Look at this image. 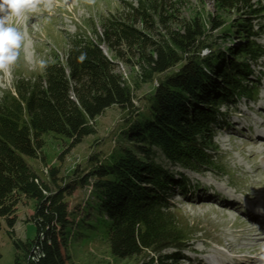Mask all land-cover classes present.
I'll list each match as a JSON object with an SVG mask.
<instances>
[{"label": "trees", "instance_id": "trees-1", "mask_svg": "<svg viewBox=\"0 0 264 264\" xmlns=\"http://www.w3.org/2000/svg\"><path fill=\"white\" fill-rule=\"evenodd\" d=\"M215 1L223 10L252 6L250 0ZM150 2L144 5H150L151 13L140 3L124 2L128 9L121 17L125 19L110 16L93 35L70 36L64 60L54 54L41 73L20 77L13 88L0 91V217L12 229L20 194L36 200L31 216L37 228L35 237L13 240L24 252L22 264H68L69 239L81 234L74 218L82 211H89L88 219L96 213L94 221L104 225L114 255L145 253L140 264H171L187 245L188 226L168 209L174 204L169 201L176 193L175 186L184 185V181H176L171 169L154 159L153 153L182 166L211 163L212 155L206 147L213 144L210 126L214 117L194 105L214 99L219 106L235 101L247 89L241 80L248 75V66L239 60L232 64L234 59L230 60L229 71L225 65H215L228 47L208 49L210 43L201 37L205 23L198 12L189 18L178 17V25L173 28L165 23H173L171 17L177 19L173 12L167 13L169 8L174 9L173 2ZM153 13L165 27V34L156 38L148 32L154 26ZM210 14L212 20L217 18ZM238 25L240 22L234 30L242 33ZM101 44L117 58L137 65L139 78L151 83L150 89L136 96V81L130 82L116 70L115 60ZM251 51L255 49L248 40L233 48L235 55L245 56ZM82 53L86 58L80 61ZM206 67L220 80L214 81L213 91L208 82H203L211 78ZM199 85L209 87V91L201 94ZM135 98L145 102L150 113L140 112L142 106ZM114 105L124 112L122 121L128 127L121 133H126L133 147L116 149L111 161H101L100 154H91L87 159L91 166L73 181L74 186L89 185L92 179L93 202L69 210L66 197L71 190L59 185L49 191L25 157L38 155L45 132L67 138L70 146L80 143L96 132V117ZM152 111L155 115H150ZM148 115L151 118L146 120ZM140 120L144 122L139 124ZM148 143L153 146L145 148L143 144ZM78 165L72 169L74 174L79 171ZM57 171L55 167L50 169L53 182ZM81 216L84 226L87 218L83 212ZM167 248L175 251L164 253ZM19 263L17 254L15 264Z\"/></svg>", "mask_w": 264, "mask_h": 264}, {"label": "rangeland", "instance_id": "rangeland-1", "mask_svg": "<svg viewBox=\"0 0 264 264\" xmlns=\"http://www.w3.org/2000/svg\"><path fill=\"white\" fill-rule=\"evenodd\" d=\"M171 1L174 9L169 8L167 13L173 12L177 19L174 21L171 17L173 23L166 21V24L174 28L178 25L179 18H189L198 12L205 23L201 37L210 43L208 49L213 47L223 50L225 46L229 48L225 49L215 65L219 68L225 65L229 71L230 60L234 59L235 62L232 64H237L236 60H239L248 66V71L245 72L248 75L241 80L247 89L242 91L235 101L220 106L214 103L218 101L216 99L204 105L200 101L194 102V107H201L202 111L214 117L210 126L213 144L206 147L207 152L212 155L211 163L200 165L190 162L189 165L182 166L179 163L171 164L156 152L153 153L154 159L171 169L170 173L174 174L176 181H184V185L175 186L176 193L169 201L174 204L168 209L179 215L181 221L184 220L190 238L171 264H211L213 261L221 260L223 255L229 264H234L235 259L245 253L248 257L236 264H264V259H255L257 261L254 263L252 262L254 257L249 256L252 252L260 251L261 249H256L257 244L264 245V241L251 244L253 243L251 239L238 234L247 224L246 219L252 217L249 211H244L248 203L255 204L257 201L264 207V162L261 161L263 158L260 154L255 159L251 156L252 153L264 151V131L255 130L256 127L264 128V0H250L252 6L240 7L239 10L220 9L214 3L215 0H169ZM124 2L134 5L140 3L148 8L149 13L152 12L149 7L150 0H53L51 10H45L41 6L36 11L25 12L24 18H14L12 22L24 33V41L17 63L7 72H0V91L13 88V82L20 77L41 73L43 69L38 64L40 59L48 62L57 54L64 60L70 45L68 42L70 36L75 34L91 36L94 30L102 29L103 20L110 16L125 19L121 17L128 9ZM144 3L150 5L146 6ZM210 13L217 15V18L212 20ZM156 15L157 13H153L154 26L148 31L155 38L158 34H165L164 23H161ZM236 22H240L238 26L243 30L242 33L237 29L235 32ZM246 40L252 44L255 51L245 56L235 55L233 48ZM101 46L103 51L115 60L116 70L130 82L136 81L138 84L135 88L136 96L143 95L150 89L152 84L139 78L137 65L117 58L105 44ZM125 58L127 60V56ZM206 68L205 71L211 78L203 82H208L212 88L209 90L213 91L212 85L218 79L208 67ZM233 73L236 74V71ZM208 88L201 85L197 87L201 94L209 91ZM135 101L137 105L142 106L140 112L150 113L145 102L143 104V101L137 98ZM211 107L213 111H210ZM150 115H155V112L152 111ZM150 115L146 120L151 118ZM123 116L124 112L115 105L106 108L94 121L96 132L73 146L69 145L67 138L45 132L41 136L44 144L38 155L25 157L39 178L49 186V191H54L59 185L67 186V190H71L72 194L66 197L69 210L76 205L85 208L89 201L93 202L92 196L95 193L91 185L92 179H89V185L77 183L74 186L73 181L78 174L91 166L87 162L91 154H100L101 161H111V155L116 149L133 147L127 140L126 133H121L128 127H125V122L122 121ZM143 122L144 120L142 122L140 120L139 124ZM143 146L149 148L153 145L148 143ZM77 164L79 171L74 174L72 169ZM52 167L58 170L56 182H53L50 176ZM177 174H181V177ZM224 199L234 201L232 203L237 204L235 209L222 205L221 201L218 202ZM35 207L34 198L20 194L16 205L17 219L13 228L7 227L4 219L0 217V264H15L17 254L19 264L25 261L23 250L17 249L13 240L26 241L35 237L37 228L31 217ZM82 212L87 218L84 226L80 224L84 221H80ZM82 212L74 218L76 228L81 234L78 237L70 236L67 247L68 264L142 262L145 253L128 257L114 255L104 225L94 221L96 213L90 215L91 218L88 219L89 211ZM223 250L228 253L225 254ZM231 250L236 251L232 253ZM173 251L175 250L167 248L164 253L172 254Z\"/></svg>", "mask_w": 264, "mask_h": 264}, {"label": "clouds", "instance_id": "clouds-1", "mask_svg": "<svg viewBox=\"0 0 264 264\" xmlns=\"http://www.w3.org/2000/svg\"><path fill=\"white\" fill-rule=\"evenodd\" d=\"M53 0H0V72H7L20 57L24 33L12 22L14 18H24L25 12L36 11L43 6L51 10ZM86 58L81 54L80 61ZM41 69L47 67L43 59L38 61Z\"/></svg>", "mask_w": 264, "mask_h": 264}, {"label": "bare ground", "instance_id": "bare-ground-1", "mask_svg": "<svg viewBox=\"0 0 264 264\" xmlns=\"http://www.w3.org/2000/svg\"><path fill=\"white\" fill-rule=\"evenodd\" d=\"M256 131H264V128H261V127H256L255 128ZM259 140V139H258ZM261 155L263 159H261L262 162H264V151H261L260 153L257 152V153H252L251 156L253 159H255V157L258 155ZM223 202L222 205H225V206H228V207H231L233 210L235 209L236 205L235 203H232L234 201L232 200H227V199H224V200H218V202ZM227 203L229 205H227ZM264 207H262L260 205V202H257L255 204H251V203H248V207L247 209L245 208L244 211H249L251 214H252V217H249L246 219V225L241 229V231L238 233L239 235H242V236H245V238L247 239H251V244H255L257 242H261V241H264V228L263 225H264ZM258 247H256V249H261L260 251H257L256 253L255 252H252L250 253L249 256H253L254 257V260L252 262H256L257 260L255 259H259L262 260L264 259V255L262 253H264V245L262 243L260 244H257ZM228 250V249H227ZM242 250V248H241ZM230 251V250H229ZM233 251H236V250H231L232 253H235ZM223 252L226 254L228 253V251L226 250H223ZM247 254H241L239 255V258L237 257L234 262V264L236 263H240V262H243L244 259H246V256ZM202 261V260H201ZM254 262V263H255ZM211 264H229L228 261H226V257L224 258V255L222 257L221 260H218V261H213V263Z\"/></svg>", "mask_w": 264, "mask_h": 264}]
</instances>
